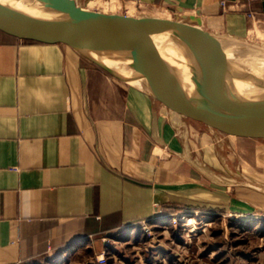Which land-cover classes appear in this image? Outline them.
<instances>
[{"label": "crops", "instance_id": "0c3cea01", "mask_svg": "<svg viewBox=\"0 0 264 264\" xmlns=\"http://www.w3.org/2000/svg\"><path fill=\"white\" fill-rule=\"evenodd\" d=\"M140 1L170 16L199 9L207 30L264 41L262 0ZM193 118L175 125L139 84L42 24L0 14V264L100 253L114 233L171 205L252 215L226 195V177L241 168L220 150L229 143L256 177L264 122L216 118L205 129Z\"/></svg>", "mask_w": 264, "mask_h": 264}, {"label": "water", "instance_id": "95a60500", "mask_svg": "<svg viewBox=\"0 0 264 264\" xmlns=\"http://www.w3.org/2000/svg\"><path fill=\"white\" fill-rule=\"evenodd\" d=\"M264 8V0H262ZM175 20L105 12L76 0H0V14L47 27L94 62L142 86L175 125L199 116L264 122V44L207 30L200 10ZM190 87H193L191 90Z\"/></svg>", "mask_w": 264, "mask_h": 264}, {"label": "rangeland", "instance_id": "374dc122", "mask_svg": "<svg viewBox=\"0 0 264 264\" xmlns=\"http://www.w3.org/2000/svg\"><path fill=\"white\" fill-rule=\"evenodd\" d=\"M76 1L88 7V0ZM99 1H107L108 8L102 10L91 6L92 9L135 17L148 14L176 19L175 15L162 12L157 5H146L140 0H128L131 2L127 4H121L119 0ZM180 13L196 15V11ZM244 37L264 43L254 37ZM193 117L195 124H204L201 117ZM203 127L207 128L206 125ZM221 149L228 165L241 168V174L226 177L231 181L224 186L226 195L251 205L254 208L252 215L233 213L226 204L216 209L171 205L163 208L151 222L130 224L124 231L114 233L113 237L107 238L100 253L91 246L42 264H264V182L261 181L264 179L261 175L264 174V159H257L263 169H259L256 178L251 176L245 161L234 155L229 143H224ZM251 194H257L263 200L253 199ZM166 210L171 214H166Z\"/></svg>", "mask_w": 264, "mask_h": 264}, {"label": "bare ground", "instance_id": "6f19581e", "mask_svg": "<svg viewBox=\"0 0 264 264\" xmlns=\"http://www.w3.org/2000/svg\"><path fill=\"white\" fill-rule=\"evenodd\" d=\"M87 2V1H86ZM107 1L106 2H100L99 0H88V2H87V4H88V7L89 8H92L91 6H95V7H100V8H102V10H104L103 8H108L107 7ZM117 5V4H116ZM112 10H114V9H112ZM116 10V9H115ZM114 12H116V11H114ZM119 13V12H118ZM138 16H143V17H145V18H150L151 19V17L152 16H150V15H148V14H145V15H138ZM137 16V17H138ZM156 18V17H155ZM202 26L204 27V28H206L203 24H202ZM207 29V28H206ZM249 38V37H248ZM264 44V43H263ZM263 85V87H264V84H262ZM189 88V87H188ZM193 87H190L189 89L191 90Z\"/></svg>", "mask_w": 264, "mask_h": 264}, {"label": "built area", "instance_id": "2783aa9c", "mask_svg": "<svg viewBox=\"0 0 264 264\" xmlns=\"http://www.w3.org/2000/svg\"><path fill=\"white\" fill-rule=\"evenodd\" d=\"M136 1H137V0H136ZM221 4H222L223 7H225L226 4H227L226 0H222V1H221ZM249 16L254 17L253 13H250Z\"/></svg>", "mask_w": 264, "mask_h": 264}, {"label": "trees", "instance_id": "16d2710c", "mask_svg": "<svg viewBox=\"0 0 264 264\" xmlns=\"http://www.w3.org/2000/svg\"><path fill=\"white\" fill-rule=\"evenodd\" d=\"M166 214H171V213H167V210H166V212H165ZM33 264H41V263H33Z\"/></svg>", "mask_w": 264, "mask_h": 264}]
</instances>
